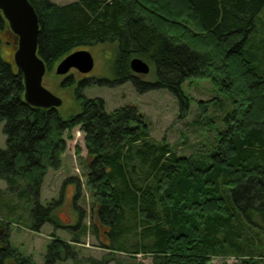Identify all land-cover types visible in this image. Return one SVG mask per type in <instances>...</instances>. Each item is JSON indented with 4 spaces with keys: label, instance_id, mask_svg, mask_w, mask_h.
Returning <instances> with one entry per match:
<instances>
[{
    "label": "trees",
    "instance_id": "16d2710c",
    "mask_svg": "<svg viewBox=\"0 0 264 264\" xmlns=\"http://www.w3.org/2000/svg\"><path fill=\"white\" fill-rule=\"evenodd\" d=\"M29 1L47 73L73 52L109 44L115 48L113 78L100 84L131 81L140 93L168 89L186 107L184 83L211 80L233 110L209 147L184 156L152 139L136 106L109 113L103 99L85 98V79L62 82L64 89L79 85L78 114L64 119L59 108L33 107L25 100L22 72L1 55L5 42L15 48L18 41L0 13V123L6 122L7 136L0 178L12 189L25 181L38 197L48 171L62 166L67 137L79 128L93 216L102 230L95 223L92 228L104 233L110 251L92 263L120 264L115 255L129 254L151 257L152 264H211L219 257L264 264V34L256 26L263 23L264 0ZM135 57L150 65L153 80L131 70ZM209 104L220 100L200 103L204 117ZM33 213L36 230L60 223L51 203L37 204ZM2 242L0 264H37L8 239ZM69 259H76L73 246L54 237L45 264Z\"/></svg>",
    "mask_w": 264,
    "mask_h": 264
},
{
    "label": "rangeland",
    "instance_id": "374dc122",
    "mask_svg": "<svg viewBox=\"0 0 264 264\" xmlns=\"http://www.w3.org/2000/svg\"><path fill=\"white\" fill-rule=\"evenodd\" d=\"M55 4L65 5L77 0H51ZM256 22L257 29L264 34V10ZM257 31V30H256ZM263 33V34H262ZM17 47V46H16ZM16 47L4 43L1 55L4 60L13 63ZM114 46L102 44L88 50L94 57L95 68L87 75L77 70L65 76H59L56 68L47 73L43 80L46 89L63 101L59 111L64 119L78 114L81 105L75 98L78 84L64 89L62 82L66 77L73 76L77 82L88 80L90 83L81 89L87 99L101 98L106 103V111L125 106H136L150 128L153 140L167 141L179 155L191 156L203 152L215 139V129L223 128V119L227 112L233 110V104L220 92L211 80L191 78L183 85V93L188 105L182 106L180 99L168 89H154L140 93L131 81L117 84H100V80H112V64ZM260 54V53H259ZM11 58V59H9ZM146 62V61H145ZM264 65V56L260 59ZM60 64V63H59ZM58 64V65H59ZM143 81L153 80L150 72L141 75ZM220 100L218 105L208 106L207 116L201 114L200 103ZM6 122L0 123V148L6 149L7 136L4 132ZM85 135L76 128L67 137V150L62 156L60 169H50L43 182L40 195L37 197L27 190L25 181L18 187L10 188L0 178V246L3 238L22 254L32 257L37 264H45L47 247L55 237L70 243L76 253V259H69L62 264H94L103 262L109 250L103 247L108 240L101 231L96 233L92 224L100 226L93 216V199L87 184ZM26 188L21 195L22 189ZM51 203L52 213L60 221L45 223L41 228H34L33 211L36 205L47 208ZM78 227V228H77ZM101 230L102 227L100 226ZM78 241V242H74ZM120 264H152V258L129 254L115 255ZM234 258H214L211 264H235ZM108 264H118L116 261Z\"/></svg>",
    "mask_w": 264,
    "mask_h": 264
},
{
    "label": "water",
    "instance_id": "95a60500",
    "mask_svg": "<svg viewBox=\"0 0 264 264\" xmlns=\"http://www.w3.org/2000/svg\"><path fill=\"white\" fill-rule=\"evenodd\" d=\"M0 13L9 24L11 32L17 37L14 63L22 72L25 84V100L36 108H60L61 98L43 85L46 75L44 61L38 56L39 19L29 0H0ZM131 70L137 75H148L150 65L135 57L130 62ZM95 68V60L88 50H79L64 58L56 68L59 76L72 70L80 74H90ZM7 264H15L9 261Z\"/></svg>",
    "mask_w": 264,
    "mask_h": 264
},
{
    "label": "flooded vegetation",
    "instance_id": "af4514ba",
    "mask_svg": "<svg viewBox=\"0 0 264 264\" xmlns=\"http://www.w3.org/2000/svg\"><path fill=\"white\" fill-rule=\"evenodd\" d=\"M17 38V37H16Z\"/></svg>",
    "mask_w": 264,
    "mask_h": 264
}]
</instances>
